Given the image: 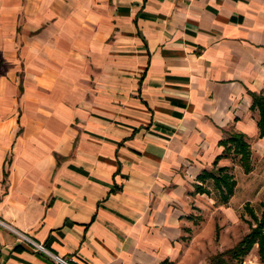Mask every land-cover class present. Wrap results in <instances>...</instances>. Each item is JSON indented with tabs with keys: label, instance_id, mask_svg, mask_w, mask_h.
<instances>
[{
	"label": "crops",
	"instance_id": "0c3cea01",
	"mask_svg": "<svg viewBox=\"0 0 264 264\" xmlns=\"http://www.w3.org/2000/svg\"><path fill=\"white\" fill-rule=\"evenodd\" d=\"M252 94L264 0H0V221L69 264H194L173 204L228 133L229 202L230 162L264 171ZM0 264L57 263L0 227Z\"/></svg>",
	"mask_w": 264,
	"mask_h": 264
},
{
	"label": "rangeland",
	"instance_id": "374dc122",
	"mask_svg": "<svg viewBox=\"0 0 264 264\" xmlns=\"http://www.w3.org/2000/svg\"><path fill=\"white\" fill-rule=\"evenodd\" d=\"M228 165L232 167L234 177L248 185V189L244 191L240 188L236 191L233 201L226 206L217 201L211 182L206 184L210 196L190 195L193 177L186 173L188 178L184 179V197L173 204V210L181 220L180 234L176 239L179 260L195 258L194 264H207L212 256L235 246L249 232L250 225H254L245 205H248L256 217H260L264 207V171L260 168V162L255 160L254 174L245 181L237 160ZM208 168L207 170L211 169ZM230 208L234 210L237 222L229 217L227 211ZM244 260L238 264H245Z\"/></svg>",
	"mask_w": 264,
	"mask_h": 264
},
{
	"label": "trees",
	"instance_id": "16d2710c",
	"mask_svg": "<svg viewBox=\"0 0 264 264\" xmlns=\"http://www.w3.org/2000/svg\"><path fill=\"white\" fill-rule=\"evenodd\" d=\"M252 99L251 109H257L259 113L257 121L259 137H263L264 97L252 94ZM219 144L224 147L223 154L215 160L213 169L203 171L197 177L198 183L193 185V194L210 195V190L206 184L211 182L216 191L217 201L221 205H226L234 194L235 180L227 167H216V162L230 154L239 156V162L244 173H248L250 171V151L244 135L235 132L229 133L228 137L220 141ZM245 206L248 208L247 211L254 225H250L249 232L235 246L212 256L208 259L207 264H238L250 253L254 245H257L259 261L264 264V207L258 218L248 205Z\"/></svg>",
	"mask_w": 264,
	"mask_h": 264
},
{
	"label": "built area",
	"instance_id": "2783aa9c",
	"mask_svg": "<svg viewBox=\"0 0 264 264\" xmlns=\"http://www.w3.org/2000/svg\"><path fill=\"white\" fill-rule=\"evenodd\" d=\"M0 227H3L5 229L11 231L19 239H21L25 244H27L34 252H40V253H43V254L49 256L57 264H69L67 261L61 259L60 257H57V256L52 255L49 251L46 250V248L43 245L34 242L32 239H30L27 236L19 233L18 231H16L15 229L9 227L8 225H6L5 223H3L2 221H0Z\"/></svg>",
	"mask_w": 264,
	"mask_h": 264
}]
</instances>
